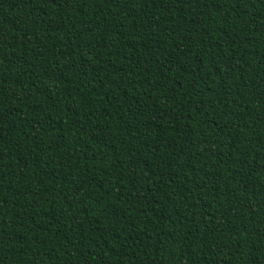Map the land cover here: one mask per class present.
<instances>
[{"label":"trees","instance_id":"1","mask_svg":"<svg viewBox=\"0 0 264 264\" xmlns=\"http://www.w3.org/2000/svg\"><path fill=\"white\" fill-rule=\"evenodd\" d=\"M0 264H264V0H0Z\"/></svg>","mask_w":264,"mask_h":264}]
</instances>
